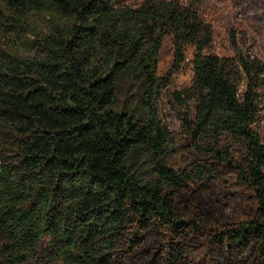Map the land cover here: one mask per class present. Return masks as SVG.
Masks as SVG:
<instances>
[{"label": "trees", "instance_id": "trees-1", "mask_svg": "<svg viewBox=\"0 0 264 264\" xmlns=\"http://www.w3.org/2000/svg\"><path fill=\"white\" fill-rule=\"evenodd\" d=\"M229 1L264 27V0ZM7 3L58 36L31 30L0 47V264H203L187 257L202 241L217 247L212 264H264V62L211 53L194 1ZM188 49L194 80L172 93L175 133L160 100ZM226 193L248 198L232 220Z\"/></svg>", "mask_w": 264, "mask_h": 264}, {"label": "rangeland", "instance_id": "rangeland-1", "mask_svg": "<svg viewBox=\"0 0 264 264\" xmlns=\"http://www.w3.org/2000/svg\"><path fill=\"white\" fill-rule=\"evenodd\" d=\"M131 2H140L142 0H129ZM180 3L186 4L194 1L200 4V11L203 18L212 26L213 37L209 47V51L219 57L229 58L234 57L238 52H249L253 56L259 58L264 62V27L250 21L249 19L240 18L233 12L232 4L229 0H177ZM31 29L33 33L44 34L48 32L49 23L44 21L42 16L34 15L32 17ZM32 39V36L29 37ZM14 44V42H12ZM24 51V50H22ZM193 50L188 49L186 53V60L182 65L180 72L174 74L171 78V83L163 92L160 100V109L162 113V120L167 125L171 132L180 133L181 127L179 120L172 110V93L184 92L190 89L194 80L193 64H192ZM173 59V46L171 39L165 40L164 46L160 55V73L166 74L171 67ZM244 88V85H242ZM259 98V114L257 121L254 124L255 130L258 132L261 139H264V90L260 93ZM144 174V173H143ZM231 178H226L225 182H229ZM234 199V192L231 193ZM230 194L226 193L222 197L221 211L227 212L231 219L236 213L245 207L248 198H244L238 202L229 198ZM233 210L234 213H231ZM220 211V212H221ZM206 240V239H205ZM194 252L189 253L192 261L201 262L203 264H212L214 258L211 253L217 252L216 246L208 244L206 241L195 243L192 245ZM210 252L209 260H207V252ZM216 258V257H215Z\"/></svg>", "mask_w": 264, "mask_h": 264}, {"label": "clouds", "instance_id": "clouds-1", "mask_svg": "<svg viewBox=\"0 0 264 264\" xmlns=\"http://www.w3.org/2000/svg\"><path fill=\"white\" fill-rule=\"evenodd\" d=\"M0 8L4 11V16L0 17V47L9 48L12 44V40L16 37H21L22 41L28 40V34L31 32V27L28 23V18L31 16V12L26 10L23 14L18 10L8 6L7 0H0ZM12 16L15 17V20L9 21L4 17ZM9 23H15L17 25L16 29L11 31H5L4 25ZM23 28L26 31H20ZM48 38H56L58 34L55 31V28H50L47 33ZM11 38V39H10ZM64 36H59V39H65Z\"/></svg>", "mask_w": 264, "mask_h": 264}]
</instances>
